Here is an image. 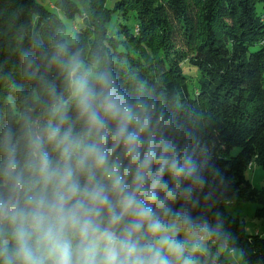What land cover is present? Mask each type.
<instances>
[{"label": "clouds", "instance_id": "obj_1", "mask_svg": "<svg viewBox=\"0 0 264 264\" xmlns=\"http://www.w3.org/2000/svg\"><path fill=\"white\" fill-rule=\"evenodd\" d=\"M40 60L38 110L0 125V264H207L235 242L210 113L67 42Z\"/></svg>", "mask_w": 264, "mask_h": 264}, {"label": "trees", "instance_id": "obj_2", "mask_svg": "<svg viewBox=\"0 0 264 264\" xmlns=\"http://www.w3.org/2000/svg\"><path fill=\"white\" fill-rule=\"evenodd\" d=\"M106 1L54 0L46 7L39 0H0V125L15 110L39 108L33 90L43 85L25 75L24 54L37 59L43 74L41 54L53 42H67L106 58L122 78L143 76L158 91L210 113L215 130L205 139L232 178L231 201L257 203L264 219V185L246 176L254 162L264 169V0H119L114 9ZM116 13L133 25L112 22ZM186 62L196 79L185 74ZM225 214L235 242L210 244L207 264H231L227 249L239 250L245 264H264V235L249 233L227 207Z\"/></svg>", "mask_w": 264, "mask_h": 264}, {"label": "rangeland", "instance_id": "obj_3", "mask_svg": "<svg viewBox=\"0 0 264 264\" xmlns=\"http://www.w3.org/2000/svg\"><path fill=\"white\" fill-rule=\"evenodd\" d=\"M118 1L119 0H107L106 6L110 9H114ZM39 2L46 7H51L54 0H39ZM112 22H116L118 24L121 22L128 25H133L132 19L125 20L122 17L119 18L118 13L115 14ZM67 23L69 27L72 28V23L70 21H67ZM130 50L132 52L138 53L134 48H131ZM183 69L186 75L191 76L192 79H196V69L190 66L188 62L183 64ZM192 87L193 86H190V90H192ZM246 176L254 186L258 188L263 187L264 169L261 165L257 164V162H254V164L249 167V169L246 171ZM258 207L259 205L254 202L233 201L227 206V209L233 216L245 221L249 233H256L258 229H263L264 232V219L258 217ZM225 256L231 262V264H245L239 250L231 251L230 249H227L225 250Z\"/></svg>", "mask_w": 264, "mask_h": 264}, {"label": "crops", "instance_id": "obj_4", "mask_svg": "<svg viewBox=\"0 0 264 264\" xmlns=\"http://www.w3.org/2000/svg\"><path fill=\"white\" fill-rule=\"evenodd\" d=\"M256 233H260V234H262V235H264V232H263V229H258L257 231H256Z\"/></svg>", "mask_w": 264, "mask_h": 264}, {"label": "built area", "instance_id": "obj_5", "mask_svg": "<svg viewBox=\"0 0 264 264\" xmlns=\"http://www.w3.org/2000/svg\"><path fill=\"white\" fill-rule=\"evenodd\" d=\"M232 251V250H231Z\"/></svg>", "mask_w": 264, "mask_h": 264}]
</instances>
